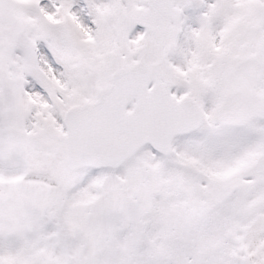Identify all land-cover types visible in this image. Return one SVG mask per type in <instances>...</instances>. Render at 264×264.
Returning a JSON list of instances; mask_svg holds the SVG:
<instances>
[{"label": "snow or ice", "instance_id": "6c2138e0", "mask_svg": "<svg viewBox=\"0 0 264 264\" xmlns=\"http://www.w3.org/2000/svg\"><path fill=\"white\" fill-rule=\"evenodd\" d=\"M0 264H264V0H0Z\"/></svg>", "mask_w": 264, "mask_h": 264}]
</instances>
